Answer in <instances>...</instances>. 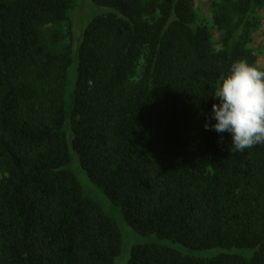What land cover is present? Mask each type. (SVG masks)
<instances>
[{
  "label": "trees",
  "instance_id": "obj_1",
  "mask_svg": "<svg viewBox=\"0 0 264 264\" xmlns=\"http://www.w3.org/2000/svg\"><path fill=\"white\" fill-rule=\"evenodd\" d=\"M75 1L0 0V264H116L121 229L66 167L71 148L136 231L253 249L136 243L126 264H264V145L233 152L204 127L233 62L264 70V0H209L218 37L196 0H94L112 10L74 54Z\"/></svg>",
  "mask_w": 264,
  "mask_h": 264
},
{
  "label": "rangeland",
  "instance_id": "obj_2",
  "mask_svg": "<svg viewBox=\"0 0 264 264\" xmlns=\"http://www.w3.org/2000/svg\"><path fill=\"white\" fill-rule=\"evenodd\" d=\"M196 8L199 14L200 21H204L211 26L215 37H218L217 28L213 25L211 7L209 0H196ZM112 10L110 6L96 3L94 0H76L74 6L70 9V17L72 20L73 31V50L74 54L77 53L79 44L82 39V34L87 23L96 15L102 12ZM264 16V9L262 10ZM253 46L259 55V66L264 67V21L261 28L254 33ZM75 82V70L73 65L69 69V85L66 110L69 113L71 104V92ZM68 140L71 141V133L69 128V120L65 125ZM78 181L81 183L83 193L86 196L92 197L98 201L104 211L114 218L118 223L122 232V250L120 255L116 258V264H126L131 254V248L136 243H157L160 245L171 246L182 253H186L199 257H211L220 252H238L246 255H251L253 249L250 248H224V247H211V248H190L178 241L172 240L168 237H162L156 233H141L136 231L124 218L121 207L119 204L111 200L104 192L103 188L97 183L93 182L85 169L80 164V160L76 152L71 148L70 161L66 164Z\"/></svg>",
  "mask_w": 264,
  "mask_h": 264
},
{
  "label": "clouds",
  "instance_id": "obj_3",
  "mask_svg": "<svg viewBox=\"0 0 264 264\" xmlns=\"http://www.w3.org/2000/svg\"><path fill=\"white\" fill-rule=\"evenodd\" d=\"M212 97L218 102L209 119L216 123H205V130L230 133L233 152L264 145V70L247 59L233 62Z\"/></svg>",
  "mask_w": 264,
  "mask_h": 264
}]
</instances>
